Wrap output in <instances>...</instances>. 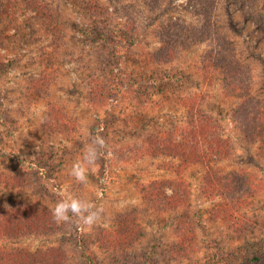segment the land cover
Segmentation results:
<instances>
[{"label": "rangeland", "instance_id": "1", "mask_svg": "<svg viewBox=\"0 0 264 264\" xmlns=\"http://www.w3.org/2000/svg\"><path fill=\"white\" fill-rule=\"evenodd\" d=\"M148 1L0 0V207L51 218L46 232L1 239L6 252L58 250L63 264H208L215 253L239 264L264 253V163L233 112L241 95L264 112V0ZM178 41L174 59L152 60ZM193 118L230 147L224 160L182 167L153 150ZM97 136L105 144L78 181L72 165ZM209 170L247 173L251 187L228 203L208 196ZM179 179L186 188L173 196ZM69 196L91 203L98 222L57 220Z\"/></svg>", "mask_w": 264, "mask_h": 264}, {"label": "trees", "instance_id": "2", "mask_svg": "<svg viewBox=\"0 0 264 264\" xmlns=\"http://www.w3.org/2000/svg\"><path fill=\"white\" fill-rule=\"evenodd\" d=\"M159 2L160 0H152L151 4L149 1L147 3L150 7H156L159 6ZM197 7L199 9L201 8L204 15L207 14L210 8L212 9L210 4L204 3H197ZM169 28L172 27L170 26ZM161 36L162 35H159L160 38H162ZM202 36V33L199 31H192L188 35L189 39L205 38L204 36L202 38ZM180 44V41L173 45L163 43L160 46V51L152 55V60L167 62L168 60L174 59L178 55L177 49H179ZM219 55L221 56L220 63H222V65L219 66L222 69L226 82H228L231 87H233V84L237 83V88L240 86L239 83H242V81H238V70L234 71L231 63L226 62V59H224L226 55ZM239 98L238 108L233 111L234 116L240 121V125H246L244 131L249 136L248 138L254 139L259 143V158L264 163V112L261 113L260 106L257 105L258 101L253 100L252 97L241 95ZM209 128L211 127L206 121H202L200 118H193L186 128L178 129L176 127V132L175 129H173V131L166 134L167 136L153 139L151 145H153L154 151L163 149V153L166 152L168 155L172 153V156L174 157H181L183 159L182 162H180L182 167L187 166L188 163H204L205 159H209L206 161L208 163L212 160L215 162L222 161L227 157L230 147L225 146L217 136L215 139V135L208 134ZM249 180L250 175L240 171L221 173L219 171L214 172L209 170L205 176L204 186H207L208 196L216 197L217 199L228 203L231 202L234 197H242V195L250 189L251 185ZM178 181V183L172 186L173 196H175L174 191L179 189V187H182L183 189L186 188L183 179H179ZM172 204L176 205L177 201L174 200ZM224 214L226 213L224 212ZM50 220L51 218L47 213L43 214L42 211L38 210L35 206L19 205L18 207H0V240L11 236L25 235L26 229H35L39 232L42 229L46 232L48 225L51 222ZM189 225L192 226L193 223H190ZM191 228L192 227L186 232L191 233ZM26 258L27 257L22 253H9L6 252L5 249L0 248V264H63V255L58 250L40 251L38 257ZM240 258L239 264H264L263 252L257 251L250 254L243 253ZM229 260V254L220 255L215 253L209 255L207 263L228 264Z\"/></svg>", "mask_w": 264, "mask_h": 264}, {"label": "clouds", "instance_id": "3", "mask_svg": "<svg viewBox=\"0 0 264 264\" xmlns=\"http://www.w3.org/2000/svg\"><path fill=\"white\" fill-rule=\"evenodd\" d=\"M93 144L95 146L89 147L82 162H76L72 165L70 174L78 181L84 182L87 180V170L85 164L91 165L95 162L98 154L96 146L103 147L105 144L104 138L102 136L95 137ZM93 207L94 206L87 201H84L76 196H69L62 199L55 205L53 214L55 218L60 221H68L72 217H76L82 221L83 224L92 226L100 219L99 212L94 211Z\"/></svg>", "mask_w": 264, "mask_h": 264}]
</instances>
